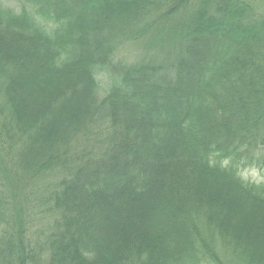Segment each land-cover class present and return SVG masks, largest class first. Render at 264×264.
Here are the masks:
<instances>
[{"label": "trees", "instance_id": "16d2710c", "mask_svg": "<svg viewBox=\"0 0 264 264\" xmlns=\"http://www.w3.org/2000/svg\"><path fill=\"white\" fill-rule=\"evenodd\" d=\"M0 4V264H264V0Z\"/></svg>", "mask_w": 264, "mask_h": 264}, {"label": "rangeland", "instance_id": "374dc122", "mask_svg": "<svg viewBox=\"0 0 264 264\" xmlns=\"http://www.w3.org/2000/svg\"><path fill=\"white\" fill-rule=\"evenodd\" d=\"M0 4L14 9H19L21 7V3L18 0H0ZM242 175L245 180H250L255 183L264 182V173L258 171L256 168H249L245 170Z\"/></svg>", "mask_w": 264, "mask_h": 264}]
</instances>
